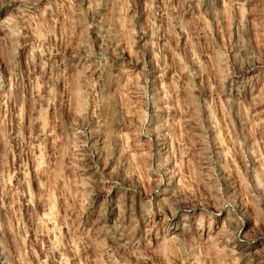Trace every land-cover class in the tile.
<instances>
[{"label":"rangeland","instance_id":"rangeland-1","mask_svg":"<svg viewBox=\"0 0 264 264\" xmlns=\"http://www.w3.org/2000/svg\"><path fill=\"white\" fill-rule=\"evenodd\" d=\"M0 264H264V0H0Z\"/></svg>","mask_w":264,"mask_h":264}]
</instances>
